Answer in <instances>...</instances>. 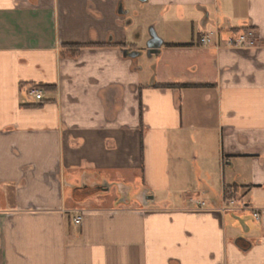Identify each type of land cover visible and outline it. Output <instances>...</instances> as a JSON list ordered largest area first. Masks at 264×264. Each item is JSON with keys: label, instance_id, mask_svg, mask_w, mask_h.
<instances>
[{"label": "crops", "instance_id": "obj_1", "mask_svg": "<svg viewBox=\"0 0 264 264\" xmlns=\"http://www.w3.org/2000/svg\"><path fill=\"white\" fill-rule=\"evenodd\" d=\"M125 4L0 0V264H264V0L142 3L176 24L146 78ZM104 183L154 200L104 208Z\"/></svg>", "mask_w": 264, "mask_h": 264}, {"label": "rangeland", "instance_id": "obj_2", "mask_svg": "<svg viewBox=\"0 0 264 264\" xmlns=\"http://www.w3.org/2000/svg\"><path fill=\"white\" fill-rule=\"evenodd\" d=\"M125 8L126 11L129 12L127 16V21H131L132 24L127 27L128 33L130 34V41L132 42L133 45H135L136 48L139 50L144 51V49L147 47V43L151 38V31L152 29L155 30L159 38L161 39H167V40H174L172 37L171 30L175 27L176 24H165L163 22V19L165 18V12L163 8L160 7H154V6H149L148 4H142L137 0H125ZM169 17V16H167ZM170 20V19H169ZM173 27V28H172ZM169 31V32H166ZM137 35V36H136ZM136 37H139L136 39ZM147 51V50H146ZM146 51L143 52V57L142 59L139 60V65L142 66V76L146 78L148 75H153L156 74L158 77H163V74L161 71H159V62L160 59L158 56H153L152 58H149L146 54ZM165 57V56H164ZM163 57V58H164ZM176 59H178L176 56H174V53H169L165 60L169 62H176ZM181 57L179 56V60ZM163 60V59H162ZM175 70V71H174ZM174 75L177 74V70L174 69ZM157 73H154L156 72ZM189 170L191 169V166H186ZM172 171L174 172V164L171 166ZM173 174V173H172ZM190 181V180H189ZM140 183H143L141 180L139 181ZM188 182V181H187ZM138 183V182H137ZM175 184V182H173ZM194 183L188 182L187 184H180L181 186H186L188 185L191 186ZM118 184L112 183V185L108 183L101 184L98 188L99 191L106 192L108 189H110V186L114 187V189H117L118 191V197H115L116 195H113L114 193L110 194H97L95 196H92L93 198H96L97 201L96 204L98 205H103L104 208H110V209H117V210H129V209H138L140 208L141 210L143 208L147 209L148 206L150 205L149 203H146V199L144 200L143 197H136L134 195H131L130 193H120L119 188L117 186ZM138 185V184H137ZM187 187V186H186ZM176 189V188H175ZM188 191V189L186 190ZM175 192V193H174ZM172 194H157V205H160V201L166 200V199H181V200H176L175 202H182L184 200L183 195H179V190L174 191ZM94 193V192H93ZM116 194V193H115ZM113 195V196H112ZM92 198V199H93ZM149 204V205H148ZM113 206V207H112ZM229 226L227 227V231L229 234L231 233H238L239 235H243L244 232L242 229L235 227L234 226V221L232 219H229Z\"/></svg>", "mask_w": 264, "mask_h": 264}, {"label": "built area", "instance_id": "obj_3", "mask_svg": "<svg viewBox=\"0 0 264 264\" xmlns=\"http://www.w3.org/2000/svg\"><path fill=\"white\" fill-rule=\"evenodd\" d=\"M200 43L204 47H210V46H216L217 48H220L221 45L219 42H214V40L210 36H204L200 39ZM261 43V36L256 30L249 29L247 31L241 32L237 34L235 37L229 39L225 46L227 48L233 49V50H240V51H252V50H258ZM27 94L30 98H32L36 102H43L45 100V93L41 88L31 86L27 89ZM236 202L234 200H229L225 202V205L222 209L223 212H229L230 210H233V207L235 206ZM196 205H198V210H202L206 207L205 202H196ZM255 219L259 220L261 217V212L254 213ZM83 216L78 215L75 217L74 222L79 225L82 223Z\"/></svg>", "mask_w": 264, "mask_h": 264}, {"label": "water", "instance_id": "obj_4", "mask_svg": "<svg viewBox=\"0 0 264 264\" xmlns=\"http://www.w3.org/2000/svg\"><path fill=\"white\" fill-rule=\"evenodd\" d=\"M137 1H139L141 3H147L148 2V0H137ZM162 46H163V41L159 38V36L155 32V30L152 29L151 38L148 41L147 47H146L147 55L149 57H152L153 55H158ZM125 55H129L127 51L125 52ZM140 55H141V52H139V53L136 52V53L131 54L130 56L131 57H137ZM140 197H143L144 200L146 199V203H149L150 201L154 200V196H143V195H141Z\"/></svg>", "mask_w": 264, "mask_h": 264}, {"label": "flooded vegetation", "instance_id": "obj_5", "mask_svg": "<svg viewBox=\"0 0 264 264\" xmlns=\"http://www.w3.org/2000/svg\"><path fill=\"white\" fill-rule=\"evenodd\" d=\"M119 10H120V14L121 15H125V10L123 9V7H122V5H121V7L119 8Z\"/></svg>", "mask_w": 264, "mask_h": 264}, {"label": "trees", "instance_id": "obj_6", "mask_svg": "<svg viewBox=\"0 0 264 264\" xmlns=\"http://www.w3.org/2000/svg\"><path fill=\"white\" fill-rule=\"evenodd\" d=\"M35 87L41 88V87L38 86V85H37V86L35 85ZM167 87H168V88H169V87L172 88V87H174V86H167ZM182 87H185V86H182Z\"/></svg>", "mask_w": 264, "mask_h": 264}]
</instances>
